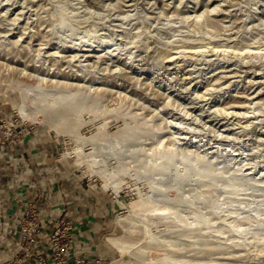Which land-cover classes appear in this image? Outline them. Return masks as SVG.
<instances>
[{
  "label": "rangeland",
  "instance_id": "374dc122",
  "mask_svg": "<svg viewBox=\"0 0 264 264\" xmlns=\"http://www.w3.org/2000/svg\"><path fill=\"white\" fill-rule=\"evenodd\" d=\"M35 135L111 201L89 264H264V0H0V157Z\"/></svg>",
  "mask_w": 264,
  "mask_h": 264
},
{
  "label": "crops",
  "instance_id": "0c3cea01",
  "mask_svg": "<svg viewBox=\"0 0 264 264\" xmlns=\"http://www.w3.org/2000/svg\"><path fill=\"white\" fill-rule=\"evenodd\" d=\"M36 137L28 140L23 149H12L8 160L0 157V263L18 253V219L29 201L40 212L41 233L35 251L49 256L48 235L54 220L65 215L73 224L74 255L92 263L101 260L103 253L108 254V247L102 246L99 237L110 214L111 201L94 184L63 165L62 160H47Z\"/></svg>",
  "mask_w": 264,
  "mask_h": 264
},
{
  "label": "built area",
  "instance_id": "2783aa9c",
  "mask_svg": "<svg viewBox=\"0 0 264 264\" xmlns=\"http://www.w3.org/2000/svg\"><path fill=\"white\" fill-rule=\"evenodd\" d=\"M53 225L48 235L51 249L49 256L35 251L41 233L40 212L37 205L27 202L24 213L18 219V253L0 264H89L83 257L74 255V229L67 216H58Z\"/></svg>",
  "mask_w": 264,
  "mask_h": 264
},
{
  "label": "bare ground",
  "instance_id": "6f19581e",
  "mask_svg": "<svg viewBox=\"0 0 264 264\" xmlns=\"http://www.w3.org/2000/svg\"><path fill=\"white\" fill-rule=\"evenodd\" d=\"M122 239H116L115 244L120 248L122 246Z\"/></svg>",
  "mask_w": 264,
  "mask_h": 264
}]
</instances>
